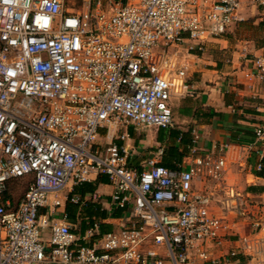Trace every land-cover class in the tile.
<instances>
[{"label": "built area", "instance_id": "obj_1", "mask_svg": "<svg viewBox=\"0 0 264 264\" xmlns=\"http://www.w3.org/2000/svg\"><path fill=\"white\" fill-rule=\"evenodd\" d=\"M68 1L0 0V264H264V211L226 183L224 156L199 154L196 132L189 168L149 160L138 171L127 146L98 144L110 124L171 128V99L186 88L171 50L204 51L239 21L244 0H81L78 12ZM251 62L264 78V58ZM254 135L246 147L261 171L264 121ZM93 175L107 176L122 216L87 245L98 225L81 237L58 209L85 206L63 192ZM24 179L14 202L10 184ZM230 212L250 218V232L215 257Z\"/></svg>", "mask_w": 264, "mask_h": 264}, {"label": "crops", "instance_id": "obj_2", "mask_svg": "<svg viewBox=\"0 0 264 264\" xmlns=\"http://www.w3.org/2000/svg\"><path fill=\"white\" fill-rule=\"evenodd\" d=\"M170 53L177 70H186V88L171 99L173 126L166 130L157 128L155 133L142 136L141 131L148 127L110 124L100 129L98 144L127 146L130 152L128 166L138 171L149 160L161 166L169 161L173 166L170 169L189 168L193 161L190 153L193 132H196L199 154L224 156L228 164L226 183L247 197L253 203V209L261 207L264 211V164L258 171L256 151L246 147L254 141L255 128L264 121V78L258 75L251 62L255 57L264 58V5L244 0L239 9V21L224 35L209 39L204 51L189 52L188 45L184 44ZM160 132L163 133L162 142L158 139ZM171 133L175 135L170 136ZM171 147L181 154L180 160L170 157ZM149 148L156 149L151 152V157L146 155ZM195 186L202 190L209 183L199 181ZM76 188H69L65 194L82 196ZM81 188L86 191L83 199L89 203L80 207L67 201L58 211L66 212L72 230L81 237L88 230H81L83 223L105 225V231L98 229L97 236L84 242L92 245L100 238V233H108L117 227L116 219L122 215L116 217L113 213L120 211L122 214V211L111 203L113 187L107 176L93 175ZM47 212L48 208L41 210L42 214ZM227 218L231 231L219 246L209 247L215 257L240 250L241 238L250 232V218H238L235 212H230ZM43 237L48 241L49 232L45 231ZM241 262L239 264H259L242 259Z\"/></svg>", "mask_w": 264, "mask_h": 264}, {"label": "rangeland", "instance_id": "obj_3", "mask_svg": "<svg viewBox=\"0 0 264 264\" xmlns=\"http://www.w3.org/2000/svg\"><path fill=\"white\" fill-rule=\"evenodd\" d=\"M104 5H107L110 1L109 0H102ZM68 6L70 7V9H73L74 11H83L85 9V4L81 1V0H69L68 1ZM157 131V128L155 127H148V128H144L141 133L142 136L145 135L146 133H155ZM159 146V145H156ZM148 151L146 152L147 157H151L153 156L151 154V152H155L156 149H147ZM29 185V180L28 179H24V180H19V181H15L12 182L10 184V190H11V194H12V198L15 201L20 200L24 193L27 190V187ZM66 191L63 192V194H65Z\"/></svg>", "mask_w": 264, "mask_h": 264}, {"label": "trees", "instance_id": "obj_4", "mask_svg": "<svg viewBox=\"0 0 264 264\" xmlns=\"http://www.w3.org/2000/svg\"><path fill=\"white\" fill-rule=\"evenodd\" d=\"M115 1H117V0H115ZM127 0H125L123 3H125ZM175 134L173 133H171L170 134V136H174ZM159 141L160 142H162L163 141V133L161 134V132H160V135H159ZM169 155H170V157H172V158H174V160H180L181 159V154H179L178 153V151H177V149H175V148H170V150H169ZM162 165H164L166 168L168 167V168H172L173 166L170 164V162L169 161H166V163H164V164H162ZM84 184H82V185H79V186H77V188L75 189L76 191H78V193H80L82 196V198H83V196H84V194L86 193V191L84 190V189H82L81 188V186H83ZM19 201V200H18ZM14 202H17V201H15L14 200ZM86 203H89V202H86ZM76 205V204H75ZM80 207H84V205H79ZM68 209V208H67ZM113 215L114 216H116V217H118V216H120V215H122L121 214V212L120 211H118V212H114L113 213ZM98 225V228L99 229H101V231H105V229H104V227H105V225H103V224H97ZM94 226V224H90V225H86L85 223H83L82 225H81V230L83 231V232H85V230H87V229H89L90 227H93ZM106 233V232H105ZM104 233V234H105ZM103 234L102 233H100L99 235H98V237L100 236H102ZM97 236V235H96ZM95 237V236H94Z\"/></svg>", "mask_w": 264, "mask_h": 264}]
</instances>
